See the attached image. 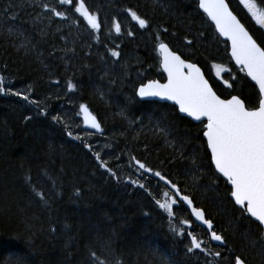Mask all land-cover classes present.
<instances>
[{
    "label": "trees",
    "instance_id": "trees-1",
    "mask_svg": "<svg viewBox=\"0 0 264 264\" xmlns=\"http://www.w3.org/2000/svg\"><path fill=\"white\" fill-rule=\"evenodd\" d=\"M226 2L249 34L264 42V28L240 0ZM251 2L264 11V0ZM44 5L68 19L45 12ZM70 7L58 0H0V264H98L91 252L104 264H234L236 255L264 264L261 244H252L257 224L241 215L214 172L202 124L135 95L141 83L164 80L156 49L163 42L195 63L221 98L238 95L257 105L256 88L233 66L197 0H86L101 22L98 32ZM129 9L151 28L140 29ZM113 20L121 23L120 35ZM192 38L194 46L184 42ZM215 66L227 71L218 77ZM82 104L103 132L83 129ZM97 152L119 181L100 167ZM136 160L172 183L143 173ZM176 189L204 211L226 245L192 222ZM171 199L177 204L169 216L157 200ZM188 233L207 246V254L187 251ZM216 251L228 259L219 260Z\"/></svg>",
    "mask_w": 264,
    "mask_h": 264
},
{
    "label": "snow or ice",
    "instance_id": "snow-or-ice-1",
    "mask_svg": "<svg viewBox=\"0 0 264 264\" xmlns=\"http://www.w3.org/2000/svg\"><path fill=\"white\" fill-rule=\"evenodd\" d=\"M60 5L71 6L69 10L74 9L94 31L101 30V22L97 15L86 7V0H58ZM252 16L256 23L264 28V11H259L256 4L251 0H240ZM11 6H9L10 8ZM23 10L24 5H18ZM45 12L52 13L61 19H68L62 11L55 8H49L44 5ZM198 7L207 14L214 22L217 31L231 42V57L236 64L240 66L241 71L246 70V75L258 85L257 105L250 107L244 99L238 95L221 98L213 88L209 85L208 80L204 78L201 69L195 63L186 62L180 55H177L169 48V45L160 42L158 50L161 55L160 66L167 74V82L160 83L151 81L147 84L141 83L136 90L135 95L141 99L149 97H158L161 100L172 101L178 106L179 113L186 114L195 121L202 124V135L206 138V148L211 153V162L218 171L231 184V196L234 202L239 206L241 215L251 218L257 223L259 229L258 240H253L252 244H261V250L264 252V42L258 43L252 35L249 34L242 23L229 10V5L225 0H198ZM9 8L3 11L7 13ZM131 19L135 21L140 29H150L151 24L146 17H141L136 11L127 10ZM12 20L18 19V14L11 16ZM112 29L117 35L122 33L121 23L113 20ZM163 32H168V28H163ZM127 35H133L128 32ZM204 35L203 32L200 33ZM160 39L159 36L156 37ZM194 40L185 39V43L194 46ZM119 51H111V56L119 58ZM216 67V75L219 77L221 72L227 71L220 66ZM231 79H235L232 77ZM3 81L0 80V85ZM227 87L232 88L233 85L225 81ZM74 85L68 84V90L73 91ZM5 93V88L0 86V94ZM12 95H20L18 92ZM25 101L29 99L27 95L22 97ZM35 103V102H33ZM80 111L85 114V121L90 128L97 132H103L101 123L97 118L89 112L87 106L80 105ZM53 119L59 121L58 117ZM71 136V133H68ZM86 147H89L86 145ZM89 150L91 148L89 147ZM95 158L99 162L100 167L119 181L117 173L113 172L106 161L102 160L99 152L95 153ZM119 157H117L118 159ZM133 159H135L133 157ZM138 168L143 173H151L155 177L164 181L165 184L172 182L163 176L159 171L153 172L146 164L136 160ZM133 185L145 188L143 183L138 181H130ZM176 188L175 184H172ZM78 194V193H77ZM167 196V193L164 194ZM176 195L192 208V214L197 220L207 225L210 232V239L218 242L220 245H226L225 238L213 230V223L206 219L203 210L192 207V200L186 195H181L179 189H176ZM159 208L172 216L173 205L177 204V200L171 199L170 202H160L157 200ZM50 231L55 232V227ZM191 237L190 246L187 248L189 253L201 252L205 253L207 246H202L203 242L198 240L192 233H188ZM247 238V237H246ZM231 251V249H227ZM94 261L98 264H104L95 252L90 253ZM219 260H226L222 251L212 253ZM21 264H25L21 260ZM234 264H247V260L240 255L234 257Z\"/></svg>",
    "mask_w": 264,
    "mask_h": 264
},
{
    "label": "water",
    "instance_id": "water-1",
    "mask_svg": "<svg viewBox=\"0 0 264 264\" xmlns=\"http://www.w3.org/2000/svg\"><path fill=\"white\" fill-rule=\"evenodd\" d=\"M225 2H226V0H225ZM226 3H227V2H226ZM197 6H198V0H197ZM198 9H199V11H200V12H201V13L207 18L208 22L213 26V28H214L216 34L219 36V38L227 44V47H228V56H229V58H230L232 64L234 65V67H236L237 69H241L240 66L237 65L236 62H235V60L231 57V42L228 41L224 36H221L220 33L217 31L214 22H213V21L207 16L206 13H204V11H203L202 9H200L199 7H198ZM229 10H230V8H229ZM230 11H231V10H230ZM231 12H232V11H231ZM232 13H233V12H232ZM233 15H234V14H233ZM237 19H238V18H237ZM245 30H246V29H245ZM158 45H159V44H158ZM158 45H157L156 49H157V52H158V55H159V68H160V72H161V74H162L163 77H164V81H162V82H161V81H158V80H155V81H158V82H160V83H166V82H167V74L163 71V68L160 66L161 55H160L159 50H158ZM177 55H178V54H177ZM186 62H188V61H186ZM197 67H198V66H197ZM201 72H202V70H201ZM242 72L244 73L245 77L251 82V84L256 88L257 92H259L258 85H256L255 82L252 81L251 78L248 77V76L246 75V70H245V71H242ZM202 74H203V72H202ZM203 75H204V74H203ZM204 78H205V76H204ZM205 79H206V78H205ZM206 80H207V79H206ZM151 81H153V80L146 81V82H144L143 84H147V83H149V82H151ZM209 85H210V84H209ZM140 86H141V85H139V86L136 88V90H137ZM210 86H211V85H210ZM136 98H137L138 100H140V101H155V102H159V103H166V104H169V105L173 106V107L176 109L177 113H178L181 117H184V118L190 120L191 122H193V123H195V124L201 123V122H199V121H195V120L192 119L191 117H188L186 114L179 113V111H178V106L175 105L172 101L161 100V99L158 98V97H149V98L141 99L139 96H136ZM229 98H230V97H229ZM88 110H89V109H88ZM89 112H90V111H89ZM90 113H91V112H90ZM79 114H80V119H81V122H82L83 129H84V130H86V131H88V132H90V133H92V134H96V135H98V134L101 133V132H97L95 129L90 128V127L87 125V123H86V121H85V114L82 113V112L80 111V109H79ZM91 115H93V114L91 113ZM93 116H94V115H93ZM202 137H203V135H202ZM203 139H204V141H205V143H206V138L203 137ZM207 151H208V153H209V156L211 157V153H210V151H209V150H207ZM210 163H211V166H212L214 172H215L220 178H222V179L226 182L227 186L230 188V194H229V197H230V199L232 200V202H233V204L235 205V207L239 208V206L235 204V202H234V198L231 196V187H232L231 184L227 181V179H226L225 177H223L218 171H216V169H215V165L211 162V159H210ZM173 192L176 193L175 190H173ZM181 201H182V200H181ZM182 203H183L184 207L186 208V210L188 211L189 216H190L192 222H193L195 225H197V226H199V227H201V228H203V229H206V231L209 232V230L207 229V225L204 224V223H202L201 221L197 220L196 217L192 214V208L189 207L184 201H182ZM192 207H194L193 204H192ZM194 208H195V207H194ZM239 209H240V208H239ZM250 219H251V218H250ZM251 220H252V219H251ZM252 221H253L254 223H256V224L258 223V222H255L254 220H252ZM213 242H214V243H218V242H216V241H213Z\"/></svg>",
    "mask_w": 264,
    "mask_h": 264
},
{
    "label": "rangeland",
    "instance_id": "rangeland-1",
    "mask_svg": "<svg viewBox=\"0 0 264 264\" xmlns=\"http://www.w3.org/2000/svg\"><path fill=\"white\" fill-rule=\"evenodd\" d=\"M260 11V10H259ZM255 19V18H254ZM81 125H82V123H81Z\"/></svg>",
    "mask_w": 264,
    "mask_h": 264
}]
</instances>
